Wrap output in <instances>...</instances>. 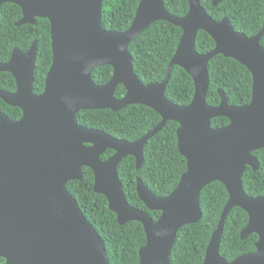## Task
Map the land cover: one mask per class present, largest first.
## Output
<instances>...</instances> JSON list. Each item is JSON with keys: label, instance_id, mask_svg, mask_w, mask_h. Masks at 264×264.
<instances>
[{"label": "water", "instance_id": "obj_1", "mask_svg": "<svg viewBox=\"0 0 264 264\" xmlns=\"http://www.w3.org/2000/svg\"><path fill=\"white\" fill-rule=\"evenodd\" d=\"M222 0H214L216 7ZM22 10L16 26L51 24L52 66L42 94L34 92L38 43L27 53L15 49L0 73H10L14 93L0 91L9 106L21 109L14 121L0 111V264H111L100 234L87 220L67 185L80 181L84 168L94 173V192L106 197L110 210L125 226L140 222L147 244L140 249V264H171L170 253L179 231L202 218L200 194L214 182L222 183L229 200L204 257V264H264V197L251 198L242 188V177L251 167L259 169L253 152L264 149V27L255 36L236 32L228 18L213 20L200 0H189L190 10L178 18L163 0H141L131 27L123 33L103 28L104 0H0ZM159 21L183 31L176 53L160 84L143 85L134 72L129 46ZM200 31L210 35L216 47L201 55L196 51ZM218 55L246 67L253 76L252 101L233 107L223 91L221 103H207L209 62ZM113 68L104 86L92 81L99 67ZM175 67L184 69L195 83L192 103L174 105L165 91ZM123 99L115 97L120 86ZM142 105L154 110L162 122L135 143L113 138L100 130L80 126L81 111L110 110ZM225 117L230 125L213 129L211 120ZM180 124L178 148L187 159V172L178 187L165 198L155 196L137 179V193L150 211L161 212L157 222L127 202L118 167L129 156L137 169L144 162V147L168 122ZM115 152L107 161L101 157ZM234 208L249 216L242 240L259 236L256 252L231 262L220 257L226 220Z\"/></svg>", "mask_w": 264, "mask_h": 264}, {"label": "trees", "instance_id": "obj_2", "mask_svg": "<svg viewBox=\"0 0 264 264\" xmlns=\"http://www.w3.org/2000/svg\"><path fill=\"white\" fill-rule=\"evenodd\" d=\"M166 10L182 18L189 12V0H163ZM141 0H104L102 25L107 31L126 32L132 25ZM201 6L215 21L229 18L235 31L248 37L257 35L264 27V0H222L214 7L213 0H201ZM22 10L7 3L0 9V63H7L15 49L27 53L32 44L38 43L34 72V92L42 94L47 74L52 66L51 24L47 19H37L35 25L16 24L22 19ZM183 31L170 23L159 21L141 34L129 46L133 58L134 72L140 82L160 84L164 81ZM264 47V38L262 39ZM214 40L200 31L196 39V51L205 55L215 48ZM208 104L221 103L219 92L223 91L229 105L240 107L252 99L253 77L249 70L234 59L218 55L208 64ZM113 76L110 66L99 67L92 73V81L99 86L106 85ZM17 85L7 72L0 73V91L14 93ZM126 90L119 86L115 96L124 97ZM166 98L174 105L185 107L192 103L195 84L192 77L181 67H175L165 91ZM0 111L14 121L22 118L21 109L7 105L0 98ZM77 123L88 129L101 130L116 139L135 142L151 132L161 117L151 108L142 105L129 106L120 112L110 110L81 111ZM230 124L220 117L211 122L213 128ZM179 125L169 122L164 129L147 142L144 148V162L137 170L134 157H127L118 167L119 179L130 206L144 211L157 221L160 212L150 211L137 193V178L158 197L170 195L187 171V160L178 150L177 129ZM114 154L108 151L101 159L106 161ZM259 159L260 169L254 173L247 170L242 187L250 197L264 196V150L254 153ZM94 173L84 168L80 181L67 185V190L78 202L87 220L93 225L105 244L111 264H140V249L147 243L146 233L140 222L121 226L117 215L109 208L103 195L94 192ZM229 199L224 185L216 182L207 186L200 195L201 220L195 225L183 227L171 250V264H203L211 237L217 230L221 215ZM248 215L240 208H234L225 223L220 242V255L227 262L256 250L257 235L246 240L241 232L247 226ZM4 263V259H0Z\"/></svg>", "mask_w": 264, "mask_h": 264}, {"label": "flooded vegetation", "instance_id": "obj_3", "mask_svg": "<svg viewBox=\"0 0 264 264\" xmlns=\"http://www.w3.org/2000/svg\"><path fill=\"white\" fill-rule=\"evenodd\" d=\"M200 1H201V0H200ZM213 1H214V0H213ZM200 4H201V3H200ZM165 8H166V7H165ZM189 10H190V8H189ZM212 19H213V18H212ZM224 19H225V18H224ZM228 19H229V18H228ZM213 20H214V19H213ZM217 22H220V21H217ZM236 32H237V31H236ZM239 33H240V32H239ZM214 42H215V41H214ZM261 42H262V41H261ZM51 43H52V42H51ZM215 45H216V44H215ZM261 45H262V43H261ZM178 46H179V45H178ZM215 47H216V46H215ZM262 47H263V46H262ZM263 48H264V47H263ZM214 49H215V48H214ZM112 69H113V68H112ZM113 73H114V71H113ZM251 75H252V74H251ZM112 77H113V76H112ZM252 77H253V76H252ZM194 84H195V83H194ZM103 86H104V85H103ZM120 86H122V85H120ZM123 87H124V86H123ZM124 88H125V87H124ZM116 90H117V89H116ZM125 90H126V89H125ZM252 92H253V90H252ZM115 93H116V92H115ZM219 94H220V92H219ZM125 96H126V93H125L124 97H125ZM115 97H116V96H115ZM124 97H123V98H124ZM123 98H121V99H123ZM117 99H118V98H117ZM193 99H194V98H193ZM168 101H169V100H168ZM227 101H228V100H227ZM251 101H252V99H251ZM207 103H208V101H207ZM250 103H251V102H250ZM250 103H249V104H250ZM228 104H229V103H228ZM249 104H247V105H249ZM208 105H209V104H208ZM219 105H220V104H219ZM219 105H218V106H219ZM209 106H211V105H209ZM230 106H231V105H230ZM244 106H246V105H244ZM180 107H181V106H180ZM185 107H186V106H185ZM211 107H217V106H211ZM233 107H235V106H233ZM240 107H242V106H240ZM159 116H160V115H159ZM224 118H225V117H224ZM216 119H217V118H216ZM213 120H215V119H213ZM213 120H211V122H212ZM229 121H230V120H229ZM161 122H162V118H161ZM161 122H160V123H161ZM170 122H173V121H170ZM160 123H159V124H160ZM168 123H169V122H168ZM168 123H167V124H168ZM175 123H177V122H175ZM159 124H158V125H159ZM177 124L179 125V128H180V124H179V123H177ZM158 125H157V126H158ZM229 125H230V124H229ZM157 126H156V127H157ZM227 126H228V125H227ZM227 126H225V127H227ZM156 127H155V128H156ZM211 127H212V126H211ZM155 128H154V129H155ZM179 128H178V129H179ZM212 128H213V127H212ZM222 128H224V127H222ZM178 129H177V131H178ZM213 129H219V128H213ZM92 130H96V129H92ZM100 131H101V130H100ZM103 132H104V131H103ZM106 134H107V133H106ZM146 135H147V134H146ZM109 136H110V135H109ZM111 137H112V136H111ZM142 138H143V137H142ZM177 139H178V135H177ZM119 140H121V139H119ZM139 140H140V139H139ZM139 140H137V141H139ZM125 141H127V140H125ZM137 141H135V142H137ZM128 142H129V141H128ZM135 142H130V143H135ZM144 148H145V147H144ZM178 150H179V148H178ZM262 150H264V149H262ZM108 151H112V150H108ZM108 151H107V152H108ZM258 151H261V150H258ZM258 151L253 152V156L259 161V159L254 155V153H256V152H258ZM107 152H106V153H107ZM106 153H105V154H106ZM105 154H104V155H105ZM114 154H115V152H114ZM114 154H113L112 156H114ZM180 154H181V153H180ZM104 155H103V156H104ZM103 156H102V157H103ZM112 156H111V157H112ZM143 156H144V152H143ZM102 157H101V158H102ZM111 157H109L108 159H110ZM131 157H132V156H131ZM183 157H184V156H183ZM184 158H185V157H184ZM108 159H107V160H108ZM185 159H186V158H185ZM101 160H102V159H101ZM107 160H106V161H107ZM135 160H136V159H135ZM186 160H187V159H186ZM102 161H103V160H102ZM142 165H143V164H142ZM141 167H142V166H141ZM136 168H137V162H136ZM249 168H251V167H247V170H248ZM187 169H188V166H187ZM251 169H252V168H251ZM259 169H260V162H259ZM259 169H258V171H259ZM137 170H139V169H137ZM247 170H246V172H247ZM252 170H253V169H252ZM258 171H257V172H258ZM186 172H187V171H186ZM246 172H245V173H246ZM253 172H254V173H257V172H255L254 170H253ZM245 173H244V175H245ZM185 174H186V173H185ZM244 175H243V176H244ZM181 178H182V177H181ZM137 179H138V178H137ZM242 179H243V177H242ZM141 180H142V179H141ZM180 180H181V179H180ZM143 183H144V182H143ZM179 183H180V181H179ZM214 183H216V182H214ZM219 183H220V182H219ZM221 184H222V183H221ZM178 185H179V184H178ZM145 186H146V185H145ZM208 186H209V185H208ZM177 187H178V186H177ZM177 187H176V188H177ZM224 187H225V186H224ZM205 188H206V187H205ZM205 188H204V189H205ZM242 188H243V187H242ZM204 189H203V190H204ZM225 189H226V187H225ZM203 190H202V191H203ZM226 190H227V189H226ZM227 192H228V191H227ZM244 192H245V191H244ZM228 194H229V193H228ZM200 195H201V194H200ZM247 195H248V194H247ZM155 196H156V195H155ZM168 196H169V195H168ZM168 196H166V197H168ZM248 196H249V195H248ZM157 197H158V196H157ZM249 197H250V196H249ZM260 197H264V196H260ZM159 198H165V197H159ZM251 198H258V197H251ZM228 200H229V199H228ZM227 202H228V201H227ZM226 204H227V203H226ZM200 208H201V207H200ZM147 209H148V208H147ZM240 209H241V208H240ZM148 210H149V209H148ZM243 211H244V210H243ZM143 212H144V211H143ZM156 212H159V211H156ZM145 213H146V212H145ZM147 214H148V213H147ZM161 214H162V213L160 212V217H161ZM246 214H247V213H246ZM148 215H149V214H148ZM247 215H248V214H247ZM149 216H150V215H149ZM160 217H159V218H160ZM159 218H158V219H159ZM248 218H249V216H248ZM152 220H153V219H152ZM153 221H154V220H153ZM157 221H158V220H157ZM157 221H154V222H157ZM248 223H249V221H248ZM247 225H248V224H247ZM246 227H247V226H246ZM246 227H245V228H246ZM245 228H244V229H245ZM244 229H243V230H244ZM145 233H146V232H145ZM241 233H242V232H241ZM253 235H256V234H253ZM177 236H178V235H177ZM212 236H213V235H212ZM251 236H252V235H251ZM257 236H258V235H257ZM146 238H147V236H146ZM211 238H212V237H211ZM241 239H242V238H241ZM176 240H177V239H176ZM210 242H211V240H210ZM258 242H259V236H258V241H257L256 244H255V248H256V245H257ZM175 243H176V242H175ZM146 244H147V243H146ZM209 244H210V243H209ZM144 246H145V245H144ZM144 246H143V247H144ZM208 246H209V245H208ZM173 248H174V247H173ZM256 250H257V248H256ZM256 250H255L254 252H252V253H255ZM219 251H220V248H219ZM206 252H207V251H206ZM252 253H248V254H252ZM245 255H246V254H245ZM242 256H243V255H242ZM170 257H171V256H170ZM204 257H205V255H204ZM220 257H221V256H220ZM223 259H224V258H223ZM224 260H225V259H224ZM234 260H235V259H234ZM203 261H204V259H203ZM170 263H171V262H170ZM203 264H204V263H203Z\"/></svg>", "mask_w": 264, "mask_h": 264}]
</instances>
